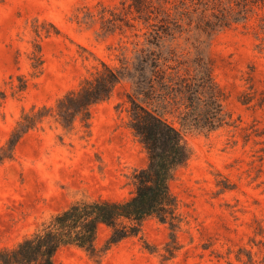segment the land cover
<instances>
[{
    "label": "rangeland",
    "instance_id": "obj_1",
    "mask_svg": "<svg viewBox=\"0 0 264 264\" xmlns=\"http://www.w3.org/2000/svg\"><path fill=\"white\" fill-rule=\"evenodd\" d=\"M121 1L0 0V145L22 111L53 105L100 62L117 67L131 56L130 32L102 35L99 23L82 22L88 10ZM254 11L247 23L217 33L204 46L234 124L208 134L183 131L192 155L170 184L182 221L179 249L167 264H264V4ZM35 26L43 31L37 78L29 61ZM18 76L28 81L21 95L11 89ZM131 88L121 82L108 101L91 109L88 133L79 123L66 133L48 121L24 136L13 160L0 166V248L13 247L73 202L131 196V173L147 165L127 126ZM242 95L252 100L242 104ZM169 234L167 224L150 218L140 236L104 251L108 231L101 228L98 256L66 248L54 262L160 264Z\"/></svg>",
    "mask_w": 264,
    "mask_h": 264
},
{
    "label": "trees",
    "instance_id": "obj_2",
    "mask_svg": "<svg viewBox=\"0 0 264 264\" xmlns=\"http://www.w3.org/2000/svg\"><path fill=\"white\" fill-rule=\"evenodd\" d=\"M262 4L264 0H123L112 8L99 6L96 13L88 10L82 22L99 23L102 35L132 34L131 56H123L117 67L100 62L94 73L53 105L22 111L0 145V166L13 160L26 134L48 121L66 133L79 123L88 133L91 109L108 101L125 80L132 86L127 95V126L144 149L147 165L131 173L129 198L71 203L13 247L0 248V264H55L56 254L66 248L98 256L102 251L96 241L101 228L108 231L105 251L140 236L150 218L169 226V242L160 263L167 264L179 249L176 231L182 221L170 184L192 155L183 131L208 134L234 124L224 109L226 96L215 81L204 46L217 33L247 23ZM259 22V30L264 32V15ZM34 34L29 61L32 77L37 78L43 70L39 42L43 31L35 26ZM44 34L51 33L46 30ZM17 81L11 89L21 95L28 81L23 76ZM246 96L240 97L242 104L252 100Z\"/></svg>",
    "mask_w": 264,
    "mask_h": 264
}]
</instances>
